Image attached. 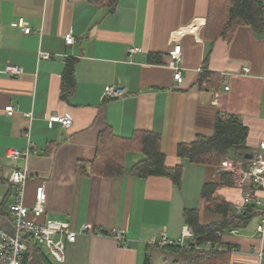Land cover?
<instances>
[{
  "label": "crops",
  "instance_id": "crops-1",
  "mask_svg": "<svg viewBox=\"0 0 264 264\" xmlns=\"http://www.w3.org/2000/svg\"><path fill=\"white\" fill-rule=\"evenodd\" d=\"M208 10L209 0H118L112 11L88 0H0V228L16 230L9 176L25 161L13 162L9 153L27 149L30 140L37 152L27 160L25 205H34L36 190L44 185L45 213L39 220L65 221L72 230L88 224L104 232L79 235L68 244L63 263L47 254L54 264H145L152 239L164 231L169 238L181 236L185 211H197L201 225L223 221L203 194L214 184L212 199L231 203L236 215L247 210L252 215L245 226L220 236L218 245L231 247L223 252L230 254L225 264H263L264 237L257 233L262 208L237 209L245 188L221 164L191 163L177 155L179 144L212 136L217 122L230 117L246 132V152L259 151L264 140V29L243 24L230 41L208 40ZM68 33L74 44L66 43ZM178 43L184 68L179 85L168 66ZM130 46L141 50L128 55ZM73 61L76 88L66 99L64 77ZM7 64L21 66L23 73L8 76L2 72ZM245 67L248 75L242 74ZM111 84L125 86L127 94L106 97L104 87ZM8 105L15 107L12 116L6 114ZM54 113H69L72 126L51 124ZM107 127L124 138L138 130L159 134L166 166L182 169L181 184L168 176L91 174L99 135ZM235 157L230 149L222 162H247ZM143 159L140 152H126L128 168ZM78 162L87 163V174L77 171ZM225 173L232 175L231 185L224 184ZM115 230L125 231V244Z\"/></svg>",
  "mask_w": 264,
  "mask_h": 264
},
{
  "label": "trees",
  "instance_id": "trees-1",
  "mask_svg": "<svg viewBox=\"0 0 264 264\" xmlns=\"http://www.w3.org/2000/svg\"><path fill=\"white\" fill-rule=\"evenodd\" d=\"M100 7H107L111 11L117 6L118 0H88ZM263 0H209V10L205 29V38L211 41L225 39L230 41L238 26L248 24L257 32L264 29ZM74 61L69 62L64 77L63 97L68 98L76 88L73 75ZM207 76H202L206 79ZM245 130L240 127L237 119L231 117L225 120L220 119L215 127V132L210 137L198 136L190 143H181L177 146V155L187 159L191 163L219 165L227 156V151L235 150V158H243V143L245 141ZM160 135L153 131L138 130L131 137L124 138L115 135L110 127L105 128L98 138V145L95 159L90 163V173L102 177H121L127 174L146 178L149 176H168L174 183L181 184V167L169 168L166 166V155L160 146ZM135 151L144 155V159L132 167L126 165V152ZM77 171L87 174V163L78 162ZM224 184H232V175H222ZM218 185L209 187V192H203L209 200V209L219 211L224 215L220 223L212 225H201L198 220V213L195 210L185 211L187 225L194 231V241L197 244H205L210 241L212 244H219L220 236L226 230L241 228L245 226L250 218L251 210L236 215L231 203L220 199H212V194ZM207 189V188H206ZM221 244V243H220ZM147 250L145 264H152V252L155 248L185 258V264H225L228 261L231 247L223 250H196L193 248H181L175 246L151 245ZM33 262L36 264H54L48 257L43 246L35 245L33 249ZM29 253L25 264H28Z\"/></svg>",
  "mask_w": 264,
  "mask_h": 264
},
{
  "label": "built area",
  "instance_id": "built-area-1",
  "mask_svg": "<svg viewBox=\"0 0 264 264\" xmlns=\"http://www.w3.org/2000/svg\"><path fill=\"white\" fill-rule=\"evenodd\" d=\"M19 26L25 33L31 32V27L25 21H20ZM65 41L68 45L75 43V37L68 33L65 35ZM140 47L130 46L126 49L128 55H133L140 51ZM45 59H50L51 55L41 54ZM170 61L168 66L173 70V79L176 84H181L184 79V68L181 66L182 53L181 45L175 44L169 53ZM244 75L250 72L249 67L243 69ZM3 73L11 77H18L23 73V68L15 64H7ZM205 86L206 83H203ZM229 86H225L228 90ZM127 94V89L122 85H106L104 95L109 98H122ZM6 114L12 116L15 112L13 105L5 107ZM51 124H58L64 129H68L73 124V119L69 113H54L48 117ZM29 137V134H27ZM37 152L35 143L29 140V145L25 150L12 149L9 153L13 162L24 160L23 167H13L9 176L14 193V202L10 206V214L14 221L16 234L0 228V259L3 264H25L26 257L32 252L35 245L43 246L49 257L56 263H63L66 259V249L68 244L74 243L77 237L84 233L104 234L100 229L91 225L84 224L79 230H72L65 221L47 219L39 220L45 213L46 193L44 185H40L36 190L35 203L28 207L25 205V191L28 182L27 160L30 155ZM248 170L245 169L243 161L225 160L221 163L222 169L231 172L235 183L245 188L244 196L241 201L235 203L237 209L243 205H253L262 208L260 221L257 226L258 235L264 237V140L260 142L259 151L253 153V157L247 160ZM33 217V218H31ZM125 231L115 230L113 235L120 244H125ZM194 231L191 226L185 225L180 237L169 238L166 232L159 234L158 238L151 240V245L157 246H175L181 248H193L196 250H223L216 244L207 241L199 245L194 241ZM260 258L264 264V252L260 253Z\"/></svg>",
  "mask_w": 264,
  "mask_h": 264
},
{
  "label": "water",
  "instance_id": "water-1",
  "mask_svg": "<svg viewBox=\"0 0 264 264\" xmlns=\"http://www.w3.org/2000/svg\"><path fill=\"white\" fill-rule=\"evenodd\" d=\"M243 156L245 160H249L253 157V154L250 152H246L244 153ZM244 167L246 170H248L249 164L246 162ZM11 234L15 235L16 230ZM151 256H152V264H185V258L158 249L153 250ZM33 258H34V253L32 250L28 264H36L33 262Z\"/></svg>",
  "mask_w": 264,
  "mask_h": 264
}]
</instances>
